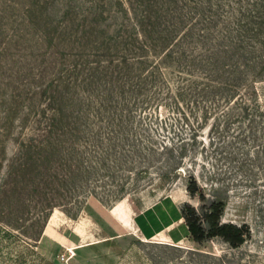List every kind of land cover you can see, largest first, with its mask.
I'll use <instances>...</instances> for the list:
<instances>
[{
	"label": "rangeland",
	"instance_id": "1",
	"mask_svg": "<svg viewBox=\"0 0 264 264\" xmlns=\"http://www.w3.org/2000/svg\"><path fill=\"white\" fill-rule=\"evenodd\" d=\"M0 264H264V0H0Z\"/></svg>",
	"mask_w": 264,
	"mask_h": 264
},
{
	"label": "trees",
	"instance_id": "2",
	"mask_svg": "<svg viewBox=\"0 0 264 264\" xmlns=\"http://www.w3.org/2000/svg\"><path fill=\"white\" fill-rule=\"evenodd\" d=\"M194 195L196 190H191ZM220 210L218 207L211 209L210 214L204 216L201 220L196 217L194 213L191 215L188 212H183V219L186 222L189 234L192 239L198 243L203 244L206 240L213 237H221L234 248L240 247L244 243V236L248 233L245 228H238L235 225L219 224Z\"/></svg>",
	"mask_w": 264,
	"mask_h": 264
},
{
	"label": "crops",
	"instance_id": "3",
	"mask_svg": "<svg viewBox=\"0 0 264 264\" xmlns=\"http://www.w3.org/2000/svg\"><path fill=\"white\" fill-rule=\"evenodd\" d=\"M141 230V229H140ZM125 231V230H124ZM104 233H105V235H107L109 238H116V237H120L121 236V233L120 232H115V233H110V232H108L107 230H104ZM144 235V234H143ZM145 236V235H144ZM146 237V236H145ZM66 240H64V238L62 239V241H61V244L62 245H65L66 244V242H65ZM98 243V242H97ZM96 243V244H97ZM83 244H88V243H84V240H83ZM92 244H95V243H92ZM88 247V246H87ZM80 248H85L84 246H82V247H80ZM80 248H78V249H80Z\"/></svg>",
	"mask_w": 264,
	"mask_h": 264
},
{
	"label": "bare ground",
	"instance_id": "4",
	"mask_svg": "<svg viewBox=\"0 0 264 264\" xmlns=\"http://www.w3.org/2000/svg\"><path fill=\"white\" fill-rule=\"evenodd\" d=\"M96 244V243H95ZM74 251V253H73V255L75 256L76 254H75V250H73Z\"/></svg>",
	"mask_w": 264,
	"mask_h": 264
}]
</instances>
